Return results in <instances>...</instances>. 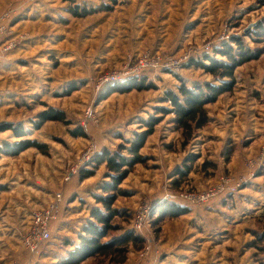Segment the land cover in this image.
Returning a JSON list of instances; mask_svg holds the SVG:
<instances>
[{
	"label": "rangeland",
	"instance_id": "374dc122",
	"mask_svg": "<svg viewBox=\"0 0 264 264\" xmlns=\"http://www.w3.org/2000/svg\"><path fill=\"white\" fill-rule=\"evenodd\" d=\"M21 4L0 0V14ZM70 9L90 12L75 16ZM263 23L264 0L23 5L10 22L15 47L0 52V150L24 141L43 150L0 152V264H63L80 247L91 211L102 208L92 195H106L102 188L113 172L104 164L86 179L80 172L70 181L66 176L92 147L101 155L116 153L144 133L143 161L116 191L119 215L111 224L117 229L108 238L114 247L80 264H264V167L235 195L229 191L202 205L179 199L184 193L201 196L222 180L228 189L230 180L237 183L254 171L249 164L264 149V37L256 34ZM237 40L254 57L236 69L232 82L224 79L231 91L204 106L203 127L182 126L169 95L179 94L181 85L205 91L206 84L224 83L189 63L206 57L227 62L219 51L228 45L238 52ZM142 63L150 65L138 72ZM127 71L132 76L123 78ZM107 75L117 80L98 90ZM137 78L146 79L145 88L108 95L114 85ZM54 112L63 120L36 127L42 113ZM152 118L157 122L151 130ZM60 191L68 208L47 253L33 258L21 237L33 212ZM143 202L154 208L137 231ZM244 213L249 216L239 218ZM130 235L138 240L115 245Z\"/></svg>",
	"mask_w": 264,
	"mask_h": 264
},
{
	"label": "trees",
	"instance_id": "16d2710c",
	"mask_svg": "<svg viewBox=\"0 0 264 264\" xmlns=\"http://www.w3.org/2000/svg\"><path fill=\"white\" fill-rule=\"evenodd\" d=\"M81 10L83 11L81 12L77 11V9H70L71 13L75 16H85L88 12H90L88 9ZM256 34L264 37V23L256 31ZM236 42L238 44V52L234 51V49L228 45H225L219 51L223 57L227 58V62H220L211 57H206L201 60H192L189 63V66L197 69H203L205 72L214 75L216 79L221 80V82L224 83H222L219 87L206 84L205 91L199 87L190 89L181 85L179 87V94L171 93L169 95L167 100L173 105L172 110L176 114L178 123L182 126L190 127L191 125H195L197 128L203 127L207 122L204 106L216 101L218 97L225 92L231 91V82L233 81L236 69L254 57L252 52L246 49L242 41L237 40ZM224 79H231V82L225 83ZM145 81V78H137L124 84L114 85L109 88L108 95L122 90H125L123 92H128L133 88L143 89L146 86ZM71 90L72 89H68L67 92H70ZM108 95H106V97ZM49 119L63 120V117H60L57 112L52 114L42 113L40 115L39 123H36V127L40 128L41 125ZM156 122L157 121L154 118L150 119L148 122L151 130ZM79 135L85 136V133L83 131H79ZM146 135L147 133L137 136L133 142L128 143L129 147L122 146L121 151L116 153L106 151L103 155H101V153L98 152L86 169L80 171L79 174L81 179H86L90 177L98 167L106 164L108 169L111 170L113 174L110 175L111 182L102 188V191L106 195H92L96 203L100 204L102 208L91 211V219L83 228V235L80 237V247L75 249L70 254L68 259L63 262V264H80L92 256L109 254L111 249H113L114 245L111 242H108V238L110 237V233L117 229L111 224L112 221L119 215L118 211L113 207L117 198L116 191L118 186L124 181V179L127 178L129 171L134 167V165L143 161V157L139 154V151L145 144ZM31 148L43 150V146L39 145L37 142L24 141L22 146L19 148H3L0 152L10 156H17L25 150ZM124 150L128 152L130 157L123 155L122 151ZM67 208L68 204L64 198L60 220L57 223H54L53 226H56L57 224L59 225L62 222L63 214ZM131 240L137 241L138 239L130 235V238H122L118 240L115 245L124 246ZM71 244L72 243L69 242L68 246Z\"/></svg>",
	"mask_w": 264,
	"mask_h": 264
},
{
	"label": "built area",
	"instance_id": "2783aa9c",
	"mask_svg": "<svg viewBox=\"0 0 264 264\" xmlns=\"http://www.w3.org/2000/svg\"><path fill=\"white\" fill-rule=\"evenodd\" d=\"M23 4H21L18 8L10 9L0 15V52L1 51H9L15 47V43L9 39L13 30L10 22L15 19V17L19 14V10L23 5L36 3L42 0H19ZM25 8V7H24ZM150 64L145 63L141 64L138 72L145 71L146 67ZM182 66V65H181ZM176 68L180 67V64L175 65ZM124 73V72H123ZM110 76L116 75H107L99 80L97 83V89L100 90L102 87H106L109 85L110 81H116L117 77L109 78ZM124 77H130L132 74L127 71L126 74L121 75ZM121 77V78H122ZM135 77V76H134ZM119 78V76H118ZM120 78V79H121ZM97 155V151L95 146L92 147L86 154L79 157L78 162L72 171L66 176V181H70L75 174H78L83 168L87 167L89 163L94 159ZM257 159L250 162V166L254 171L251 175L246 179H241L237 183H233V180L229 181L231 186L230 188L225 187V181L222 180V183L214 189L202 194L201 196H197L195 194H181L179 195V199L187 201L191 205H202L208 202L210 199L217 197L218 195H225V193H233L234 195L240 190L242 186H246L248 184V180L254 178V176L264 167V149L258 155ZM256 169V170H255ZM235 184V185H232ZM64 195L62 192H57L54 195V200L45 208L38 209L30 216L31 223L30 228L22 235V246L28 254L37 258L42 254L43 248L47 246L48 241L52 237V225L57 223L60 220L62 214V206H63ZM154 208L153 204H148L143 202L137 211L136 215V223L135 228L137 231L143 230L149 216H151V212ZM13 264H20L18 262H14Z\"/></svg>",
	"mask_w": 264,
	"mask_h": 264
},
{
	"label": "crops",
	"instance_id": "0c3cea01",
	"mask_svg": "<svg viewBox=\"0 0 264 264\" xmlns=\"http://www.w3.org/2000/svg\"><path fill=\"white\" fill-rule=\"evenodd\" d=\"M26 9H27V8L25 7L24 10H26ZM24 10H23V11H24ZM24 12H25V11H24ZM0 13H1V12H0ZM28 13H29V12H28ZM0 15H1V14H0ZM12 30H14V29L12 28ZM19 97H20V95H19V94H16L15 98L18 99ZM255 179H256V178H255ZM257 179H258V178H257ZM251 187H252V186H251ZM251 187H249V188L251 189ZM242 198H243V197L239 198V200H241ZM222 200H223V199H222ZM223 205H227V204H225V201H224L223 203H222V201H221L220 206L222 207ZM245 216H249L248 213H244L242 216H239V218H240V217L242 218V217H245ZM57 229H58V224H57L56 226L54 225L53 228H52V237L54 236V235H53V232H54L55 230H57ZM21 240H22V237H21ZM47 244H48V243H47ZM22 248H23V246H22ZM23 249H24V248H23ZM47 249H48V245H47L46 247L43 248V251H42V254H41V255L47 253ZM24 251H25V250H24ZM27 253H28V252H27ZM41 255H40V256H41ZM40 256H39V257H40ZM37 258H38V257H37Z\"/></svg>",
	"mask_w": 264,
	"mask_h": 264
},
{
	"label": "bare ground",
	"instance_id": "6f19581e",
	"mask_svg": "<svg viewBox=\"0 0 264 264\" xmlns=\"http://www.w3.org/2000/svg\"><path fill=\"white\" fill-rule=\"evenodd\" d=\"M263 214H264V210H263V212H262Z\"/></svg>",
	"mask_w": 264,
	"mask_h": 264
}]
</instances>
